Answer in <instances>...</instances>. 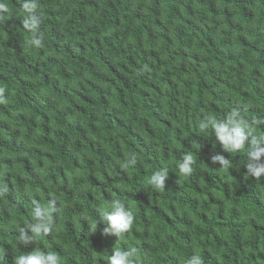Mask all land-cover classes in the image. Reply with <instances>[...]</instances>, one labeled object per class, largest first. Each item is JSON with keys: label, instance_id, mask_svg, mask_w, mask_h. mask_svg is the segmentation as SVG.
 <instances>
[{"label": "trees", "instance_id": "obj_1", "mask_svg": "<svg viewBox=\"0 0 264 264\" xmlns=\"http://www.w3.org/2000/svg\"><path fill=\"white\" fill-rule=\"evenodd\" d=\"M2 2L0 264L32 250L107 264L113 247L134 248L136 264H264V177L247 175V148L225 153L197 127L235 109L264 137V0H38V49L21 0ZM161 167L158 191L147 180ZM113 199L134 215L123 238L103 234ZM36 205L55 230L25 248Z\"/></svg>", "mask_w": 264, "mask_h": 264}, {"label": "clouds", "instance_id": "obj_2", "mask_svg": "<svg viewBox=\"0 0 264 264\" xmlns=\"http://www.w3.org/2000/svg\"><path fill=\"white\" fill-rule=\"evenodd\" d=\"M21 7L23 10L22 26L31 34L26 44L31 48L43 47L38 0H21ZM8 11L7 5L0 0V13ZM4 19L5 17L0 14V21ZM4 91L3 88H0V96L3 95ZM197 127L200 133L211 130L225 153H236L247 148L245 164L247 175L255 178V180L264 177V159H262L264 158V137L257 138L253 135L252 123H249L238 110L234 109L228 112L223 118L211 114L205 115L197 121ZM230 162V159L225 158L224 155H218L212 159L213 164L219 163L221 167H227ZM136 163L137 159L133 154L122 167H134ZM193 163L194 158L190 153L183 155L177 164L181 177L191 175ZM168 178V168L161 167L151 174L147 184L155 190L163 191L166 189L165 182ZM7 191V187L4 186L0 189V195ZM99 214L104 224L103 234L123 238L126 233L131 232L134 215L121 200L113 199L108 205L100 208ZM95 229L96 225L93 226L91 234L96 232ZM54 230L51 207L36 205L33 208L28 225L19 229L18 244L27 248L35 243L40 234H49ZM136 255L134 248L123 250L119 247H113L111 255L107 258V264H136ZM14 264H62V260L58 254L52 251L32 250L26 254L15 255ZM186 264H205V261L199 254H194L187 258Z\"/></svg>", "mask_w": 264, "mask_h": 264}, {"label": "bare ground", "instance_id": "obj_3", "mask_svg": "<svg viewBox=\"0 0 264 264\" xmlns=\"http://www.w3.org/2000/svg\"><path fill=\"white\" fill-rule=\"evenodd\" d=\"M78 76V75H77ZM17 107V106H16Z\"/></svg>", "mask_w": 264, "mask_h": 264}]
</instances>
